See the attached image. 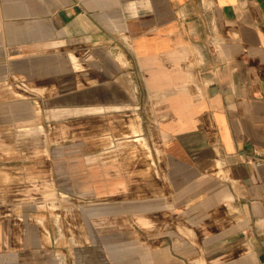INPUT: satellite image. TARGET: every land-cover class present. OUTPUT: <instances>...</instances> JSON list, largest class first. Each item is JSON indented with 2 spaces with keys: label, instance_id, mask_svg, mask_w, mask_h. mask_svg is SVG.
Segmentation results:
<instances>
[{
  "label": "crops",
  "instance_id": "1",
  "mask_svg": "<svg viewBox=\"0 0 264 264\" xmlns=\"http://www.w3.org/2000/svg\"><path fill=\"white\" fill-rule=\"evenodd\" d=\"M0 264H264V0H0Z\"/></svg>",
  "mask_w": 264,
  "mask_h": 264
},
{
  "label": "rangeland",
  "instance_id": "2",
  "mask_svg": "<svg viewBox=\"0 0 264 264\" xmlns=\"http://www.w3.org/2000/svg\"><path fill=\"white\" fill-rule=\"evenodd\" d=\"M91 82L92 81L79 80V85L78 86L85 87V86H88V83L89 84H93ZM15 83H16L15 84L16 89H19V90H21L23 86L28 87V85L26 83L25 84L22 83V80L21 81H16ZM31 87L35 88V85L31 83ZM93 130L94 131L92 133H89V135L92 136V137H94V139L98 140V143L95 144L96 149L97 148L98 149H103V150L106 149V127H94ZM31 131L32 132L35 131L37 134L38 133L39 134H45V131H46L47 135H50V134L51 135H54V129H52L50 127H47L46 129L44 127H42L39 130L32 129ZM70 133L71 132H70V129L69 128H62V136L63 137H69L70 136ZM57 135L59 136L58 132H57ZM69 147L70 146L68 144V148ZM62 163L65 166V164H66L65 161H62ZM79 182H80V184L83 182V177L82 176L79 177ZM80 194H83V193H80Z\"/></svg>",
  "mask_w": 264,
  "mask_h": 264
}]
</instances>
